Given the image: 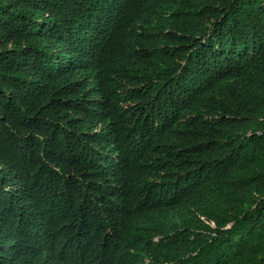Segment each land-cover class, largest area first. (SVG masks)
<instances>
[{
    "label": "trees",
    "instance_id": "obj_1",
    "mask_svg": "<svg viewBox=\"0 0 264 264\" xmlns=\"http://www.w3.org/2000/svg\"><path fill=\"white\" fill-rule=\"evenodd\" d=\"M0 264H264V0H0Z\"/></svg>",
    "mask_w": 264,
    "mask_h": 264
}]
</instances>
